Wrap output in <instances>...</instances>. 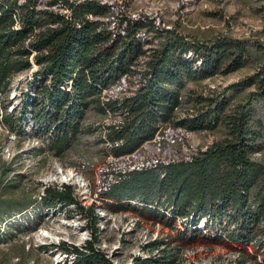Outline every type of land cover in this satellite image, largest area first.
<instances>
[{
	"label": "trees",
	"instance_id": "16d2710c",
	"mask_svg": "<svg viewBox=\"0 0 264 264\" xmlns=\"http://www.w3.org/2000/svg\"><path fill=\"white\" fill-rule=\"evenodd\" d=\"M257 51L245 38H212L205 31L189 36L100 0H0L1 111L11 132L40 138L60 156L83 134L91 111L112 115L118 121L109 127L108 139L118 159L174 130L220 136L188 158L152 159L116 172L90 206L69 184L49 186L41 198L0 197V228L28 207H74L90 239L81 247L63 242L42 249H62L74 257L73 264H114L95 247L100 209L131 210L137 224L169 230L151 238L148 255L135 257L133 264H181L184 251L196 246H221L241 264H264V161L257 158L264 152V52ZM34 53L38 69L23 93L21 115L13 119L11 101L5 103L11 81L32 68ZM255 60L254 75L216 95L189 87ZM130 81L127 96L111 94ZM186 99L193 114L181 116ZM29 253L23 247L22 255Z\"/></svg>",
	"mask_w": 264,
	"mask_h": 264
},
{
	"label": "rangeland",
	"instance_id": "374dc122",
	"mask_svg": "<svg viewBox=\"0 0 264 264\" xmlns=\"http://www.w3.org/2000/svg\"><path fill=\"white\" fill-rule=\"evenodd\" d=\"M100 1L128 15H150L164 26L189 36L205 31L211 33L212 38L223 35L245 38L254 48L257 46L258 53L264 52L263 0ZM262 58L264 61V55ZM258 68L259 60L251 61L245 68L227 75L217 74L201 84H191L189 87L195 92L213 96L227 86L254 75ZM28 83L20 80L16 84L20 97L13 100L6 98L5 103L10 104L12 101L14 106L13 109L9 107L8 112L13 111V119L21 115L22 98ZM122 84L111 92L115 98L127 96L134 85L132 81ZM186 102L187 99L181 116L193 114V103ZM117 121L118 118L112 115L103 116L91 111L83 134L60 156L45 149L48 146L44 140L19 134L12 138L6 126L0 125V197L23 200L27 195L38 197L43 184H69L75 187L82 203L90 206L103 188L113 182L116 172L138 167L152 159L182 160L206 150L220 139L218 134L212 132L196 133L179 129L146 145L132 156L118 159L111 153L108 139L109 127ZM27 131L33 132L30 127ZM257 158L264 161V152ZM100 212V239L95 247L114 264H133L135 257L146 255L145 246L151 238L154 239L156 234L157 237L169 234V230H163L159 225L145 222L137 224L131 210L120 214H108L104 209H100ZM85 224L84 217L74 207L67 211L42 210L38 205L28 207L22 215L6 218L2 222L0 264H73L74 257L69 258L62 249L44 250L42 247L60 246L63 242L84 246L90 239ZM223 230L219 229L221 233ZM23 247L29 249L30 253L22 255ZM181 264L241 263L236 253L224 247L196 246L184 251Z\"/></svg>",
	"mask_w": 264,
	"mask_h": 264
},
{
	"label": "built area",
	"instance_id": "2783aa9c",
	"mask_svg": "<svg viewBox=\"0 0 264 264\" xmlns=\"http://www.w3.org/2000/svg\"><path fill=\"white\" fill-rule=\"evenodd\" d=\"M34 55L35 53L31 56V62H32V68L30 70H27V71H24L18 75H16L12 81H11V85H10V95H9V98H11L12 100L17 98L19 95H21L20 93L18 94L17 91H18V86H16V84L20 81V80H26L27 83L30 82L32 79H33V76H34V73L35 71H37L38 69V66L36 65L35 61H34ZM29 73V74H28ZM26 76H28V78H26ZM29 84V83H28ZM11 91H13V93L11 94ZM23 93V92H22ZM20 97V96H19ZM2 97L0 96V111H1V101H2ZM12 103V101H11ZM14 108L13 104H12V109ZM5 125V122H4V116H3V113L1 111L0 113V125ZM7 128V127H6ZM7 132L11 134L12 138H15V135L16 133L15 132H11L8 128H7ZM46 149H49L48 147H46ZM54 185H60V184H54ZM49 186H53V185H47V184H43L42 185V189L40 191V194L38 195V198H41L42 196L45 195V189ZM157 238V234L154 236V239ZM158 252L157 251H154L153 254H157ZM148 255V253L146 252V255L145 256H142V257H146Z\"/></svg>",
	"mask_w": 264,
	"mask_h": 264
}]
</instances>
